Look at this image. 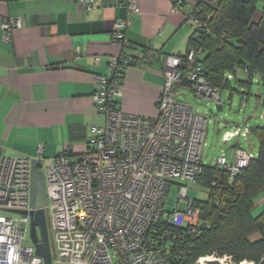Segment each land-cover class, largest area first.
<instances>
[{"label": "built area", "instance_id": "obj_1", "mask_svg": "<svg viewBox=\"0 0 264 264\" xmlns=\"http://www.w3.org/2000/svg\"><path fill=\"white\" fill-rule=\"evenodd\" d=\"M221 2L205 0L204 7L199 1L186 11V21L193 27L191 45L182 55L164 57L156 115L127 113L116 106L115 97L132 61L124 35L131 19L126 17L116 20L111 32L122 52L110 58L108 75L95 81L96 109L104 122L89 128L85 150L44 156V145L39 144L37 154L27 157L9 156L0 147V264H43L29 237L32 159L43 172L52 264H183V251L203 226L200 208L188 197L186 184L197 185L202 172L207 118L179 97L186 99L190 91L221 104L220 89L202 73L203 46L197 40L209 34L213 8ZM124 4L129 14L139 10L136 0ZM183 6L184 1L178 0L172 11ZM21 26L18 18L0 20L3 39L9 41L12 29ZM237 71L235 66L226 78L233 79ZM249 133L246 124L236 126L222 133V141L246 138ZM254 154L237 146L230 160L222 153L214 164L231 181ZM173 183L178 187L174 199L167 195ZM166 205L173 210L166 211ZM222 260L231 263L229 256L211 254L194 264Z\"/></svg>", "mask_w": 264, "mask_h": 264}, {"label": "crops", "instance_id": "obj_2", "mask_svg": "<svg viewBox=\"0 0 264 264\" xmlns=\"http://www.w3.org/2000/svg\"><path fill=\"white\" fill-rule=\"evenodd\" d=\"M136 0L129 14L124 0H0V20L18 18L10 40L0 29V147L9 156L33 157L85 150L89 128L104 122L96 109L95 81L108 75L122 45L111 38L116 20L129 17L124 31L132 58L125 69L116 106L154 116L164 82L165 56L184 54L193 27L185 13L200 0ZM233 142L232 147H237ZM264 212V192L253 211ZM256 213V214H257ZM253 214V215H256Z\"/></svg>", "mask_w": 264, "mask_h": 264}, {"label": "trees", "instance_id": "obj_3", "mask_svg": "<svg viewBox=\"0 0 264 264\" xmlns=\"http://www.w3.org/2000/svg\"><path fill=\"white\" fill-rule=\"evenodd\" d=\"M200 1L205 7V0ZM256 2L222 0L213 8L209 34L197 39L203 46L202 73L220 90L229 86L226 73L235 66L245 72V78L237 82L247 89L246 94L255 74L264 88V19L252 20ZM258 101L264 107V96ZM249 128L258 139V151L231 181L216 164H203L197 185L207 190V196L196 199L203 226L183 251V264H194L199 257L211 254L229 256L232 264H264V212L252 214L255 198L264 192V123Z\"/></svg>", "mask_w": 264, "mask_h": 264}, {"label": "rangeland", "instance_id": "obj_4", "mask_svg": "<svg viewBox=\"0 0 264 264\" xmlns=\"http://www.w3.org/2000/svg\"><path fill=\"white\" fill-rule=\"evenodd\" d=\"M264 2L257 0L256 10L252 16L253 21L264 19ZM237 78L231 79L229 86L220 90V100L222 110L216 115L209 112L215 108L214 102L211 100H203L196 97L192 92H187L186 99L179 97L180 100H185L190 105L195 107L198 112L204 114L207 118L205 144L202 147V162L203 164H213L218 156L222 153L227 154L230 160L234 156L235 147H232L233 142H238V146L245 151L255 153L258 151V139L251 133L246 138L243 136L234 137L229 142L222 141V133L225 130L232 129L236 126H253L255 124L264 123V107L258 101V97L264 96V88L261 85L258 74H255L250 85L249 94H246L247 89L238 84L237 79L245 78L244 70H238ZM243 94H242V93ZM188 187V197L193 199L205 200L207 190L200 185L186 184ZM178 187L173 183L168 192L169 198H176ZM166 211H172L173 208L169 205L165 206ZM254 210L252 214H256ZM259 214V213H257ZM219 264H231L229 260H222Z\"/></svg>", "mask_w": 264, "mask_h": 264}, {"label": "water", "instance_id": "obj_5", "mask_svg": "<svg viewBox=\"0 0 264 264\" xmlns=\"http://www.w3.org/2000/svg\"><path fill=\"white\" fill-rule=\"evenodd\" d=\"M222 110L221 104H216L214 110L209 112L216 115ZM30 204L33 208L28 213L15 211L21 214H29V237L35 247V254L43 259V264H52L54 246L51 234L47 231V220L43 206L46 205V194L43 172L37 166V161L32 159L30 171Z\"/></svg>", "mask_w": 264, "mask_h": 264}, {"label": "bare ground", "instance_id": "obj_6", "mask_svg": "<svg viewBox=\"0 0 264 264\" xmlns=\"http://www.w3.org/2000/svg\"><path fill=\"white\" fill-rule=\"evenodd\" d=\"M239 264H252V263L251 262H248V261H242Z\"/></svg>", "mask_w": 264, "mask_h": 264}]
</instances>
